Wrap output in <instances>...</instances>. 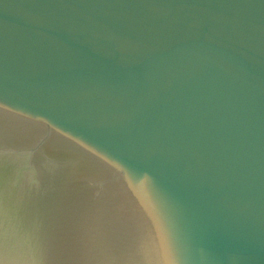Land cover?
Instances as JSON below:
<instances>
[{"label":"water","instance_id":"obj_1","mask_svg":"<svg viewBox=\"0 0 264 264\" xmlns=\"http://www.w3.org/2000/svg\"><path fill=\"white\" fill-rule=\"evenodd\" d=\"M0 264H264V0H0Z\"/></svg>","mask_w":264,"mask_h":264}]
</instances>
